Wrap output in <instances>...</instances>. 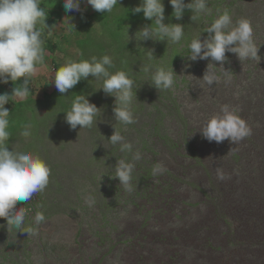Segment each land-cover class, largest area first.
Returning a JSON list of instances; mask_svg holds the SVG:
<instances>
[{
	"label": "rangeland",
	"instance_id": "374dc122",
	"mask_svg": "<svg viewBox=\"0 0 264 264\" xmlns=\"http://www.w3.org/2000/svg\"><path fill=\"white\" fill-rule=\"evenodd\" d=\"M123 1L118 0L112 12L104 13L95 31L74 28V32L67 25L55 24L53 36L46 37V43L54 45L56 51L47 50V66L29 80L36 91L25 100L13 97L5 104L10 113L8 150L40 158L50 167L51 175L45 191L32 199L47 222L35 225V212H29L25 220V227L38 228V235L19 233L0 219V264H264V17L256 24L259 17L253 21L244 12H232L231 18L238 14L253 23L260 61H240L236 54L227 52L222 67L232 73L230 80L219 63L210 58L192 61L189 56L174 63L163 61L159 55L150 72L145 73L143 67L149 62L123 66L119 57L110 53V41L96 35H110L117 31L116 26L121 36L124 27L131 29L135 19L126 8L119 7ZM253 1L256 7H264V0ZM84 3L86 0H80V9ZM228 3L234 4L233 0ZM86 9L95 12L91 6ZM171 16L169 13L167 17ZM67 18L77 26L85 22V17L74 18L73 14ZM104 21L108 26L105 31L100 29ZM179 21L187 31L188 23L183 18ZM191 27L195 28L193 39L199 36L203 42L208 38L200 30V23L194 22ZM70 37L72 42L61 47L63 54L57 47ZM115 38H111L113 43ZM118 39L121 45L129 41L123 36ZM142 40L136 34L132 42ZM89 46L94 50H87ZM80 47L85 51L83 59L79 58ZM126 53L130 60L129 51ZM95 55H108L114 59L116 70L120 67L129 78L136 79L137 90L133 91L137 101L134 98L131 105L136 123L125 126L114 119L115 97L102 89L100 92L103 80L91 75L85 80L95 81L100 98H86L102 109V115L91 128L71 129L66 123L65 114L71 110L66 108L75 96L58 92L50 95L55 90L51 62L57 61L58 71L69 60H89ZM144 58L149 60L147 55ZM209 63L220 82L207 86L202 78ZM157 67L172 68L176 75L172 91L185 107L182 116L173 113L171 103L163 102V96L153 88L151 76ZM12 100L16 101L13 111ZM163 103L161 124L167 129L150 133L156 117L151 118L148 112ZM225 104L236 109L251 128L250 137L233 144L229 140L209 142L201 135L205 123L220 115ZM29 124L31 136L25 138L21 132ZM114 128L132 144V153H122L120 145L108 141ZM136 151L141 159L135 162L134 190L129 193L112 177L117 160L132 162ZM149 163H162L167 171L152 175L147 187L136 185L137 171ZM217 168L225 179H218ZM89 196L95 200L92 206L85 202ZM21 207L28 205L17 204L15 211Z\"/></svg>",
	"mask_w": 264,
	"mask_h": 264
},
{
	"label": "clouds",
	"instance_id": "9594fccd",
	"mask_svg": "<svg viewBox=\"0 0 264 264\" xmlns=\"http://www.w3.org/2000/svg\"><path fill=\"white\" fill-rule=\"evenodd\" d=\"M161 1L168 2L142 0L140 6L131 10L133 14L142 12L145 20L152 21L151 24L143 25L139 33L143 39L156 37L155 40L158 41L167 40V42L179 43L184 36V26L163 23L165 16ZM86 2L84 8L80 9V0H62L58 3L55 0H0V86H2L1 82L6 84L9 81L16 85L13 90L11 86L6 87L9 95L7 93L0 95V219L6 220L7 227L15 228L19 233L29 236L38 235V228L25 227L29 212H35V225L47 222L44 213L35 209L33 205L35 201L32 199L47 188L51 169L38 157L8 150L6 142L10 138L8 131L10 113L5 108V104L9 103V99L13 97L25 100L31 92L36 91L31 87L28 88L29 80L40 69L47 66L44 64L43 47L47 43L46 38L43 40L42 36L52 37L55 24L67 25L70 30L74 31V28L78 29L80 25L72 23L67 18L68 15L73 14L74 18L85 17L86 20L88 15L96 12L110 13L118 4V0H86ZM169 2L173 9L172 16L176 20L182 19L185 9L193 13L190 17L192 21H195L199 14H211L207 0H192L188 4H185L183 0H169ZM89 6L95 11L94 13L87 11L86 8ZM58 11L63 13L59 21L53 15ZM219 11L217 9V12ZM50 18L55 20L51 27L46 24V20ZM206 32L209 36L203 42L198 36L189 44L190 56L188 58L190 60L210 58L211 61L221 65L220 69L228 80L231 79L232 73L225 71L222 67L227 62V52L236 54L240 61L252 59L257 64L259 63V47L254 42V31L250 19L242 17L235 26H232L230 12L224 8L222 14L218 15ZM232 45L235 46L231 47ZM46 49L48 50L47 47ZM145 54L149 59H154L153 50H148ZM37 65L41 66L37 67ZM51 66L50 77L53 78L55 90L50 95L56 92L68 93L82 79H87L91 75L96 80H103L102 87L99 89H102L106 95L115 97L112 109L114 119L125 126L136 123L131 111L133 99L137 101L136 92L133 91L135 81L129 78L125 71L110 73L109 68L114 67L111 57L104 55L97 59L93 56L91 61L81 60L79 62L69 60L64 66L58 67V71L54 62H51ZM212 68H214L213 64L209 63L202 78L207 86L220 82V77L211 71ZM150 70V65L143 67L145 73H149ZM175 77L172 68L165 70L163 67H157L151 76L152 86L161 91L174 89ZM17 81L22 82L17 85ZM11 109L13 111V106ZM220 112V115L212 116L200 131L206 140L216 143L229 140L235 144L251 136V128L236 114V109L225 104L221 106ZM100 115H102V109L90 103L85 95H75L71 110L65 114V120L71 129H76L77 126L80 129L91 128ZM30 129L31 125H26L21 135L25 138L31 136ZM108 141L112 145H120L119 150L122 153H132V144L126 142L125 137L115 128ZM232 150L230 149L228 154ZM140 159L141 155L139 151H136L132 154V162L120 159L115 165V176L112 178L118 179L119 185L129 193L134 190L132 174L135 162ZM166 171L162 163H156L152 167L153 176L162 175ZM216 172L218 179H225L221 169L217 168ZM85 202L92 206L95 200L89 196ZM17 204L28 205V208L21 207L17 212L15 211Z\"/></svg>",
	"mask_w": 264,
	"mask_h": 264
},
{
	"label": "trees",
	"instance_id": "16d2710c",
	"mask_svg": "<svg viewBox=\"0 0 264 264\" xmlns=\"http://www.w3.org/2000/svg\"><path fill=\"white\" fill-rule=\"evenodd\" d=\"M228 1L229 0H207V6H208V8L211 9V14L210 15L199 14L198 18L195 21H192L190 19L191 15H193V13H191L189 10L185 9L182 18L185 20V22L188 23L187 24L188 30L187 31L184 30V32L185 31L186 32L184 33L183 38L181 39V41L179 43H177L178 45L183 44L181 48H179L176 43H172L170 41L167 42V40L158 41V40H155L157 38H154V37H153L154 41H153V39H144L140 42H137L136 44L132 42L133 36H135L136 34H140L139 31L143 25L152 23V21H148V20L144 19L142 12L137 13V14H133L131 11L133 8L140 6L142 1H140L138 3H135V2L133 3L130 0H124L119 5L120 8L121 7L126 8L127 12L130 14L131 18L135 19V20L131 21V29H127L126 27H124V29H123L122 36L127 37L129 39V41L126 42L127 43L126 45L119 44L118 38L122 37V36L120 35L121 29L118 28L117 26H116L117 31L116 32L112 31V33L110 35H107L105 33H98V34L96 33V35L101 39H105V40L110 41L109 45H110V48L112 49V51L110 53L115 54L117 57H119V60L121 61L123 66H128L129 63H131V62H137L138 63V62H141L143 60H145L146 62H149V65L151 66L153 64V61L155 59H157V57L159 55L163 58V61L166 59V60H171L174 63L179 62L183 58L190 56V50H189L188 46L194 37V36H191V35H194L193 30L195 28L191 27V25L194 22L200 23V30L205 32V36H209V33L206 32V29L211 25L212 22H214V20L216 18H218L219 14H222L224 8H227L229 10L230 15H232V12H234V11H237L238 14L244 12V14H247L246 17L252 19L253 21L255 18L257 19V17H259L255 22L256 24H258V20H263L264 7H256L255 2L253 0H233L235 5L229 4ZM183 2L185 4H188V3H191L192 0H183ZM51 3H53V2H51ZM162 4L164 6V16H165L163 23L166 25L176 24L177 20L173 16L167 17L169 13L172 15V12H173V9L171 7L170 2H162ZM217 9H219L220 11L217 12ZM238 14H237V17L232 18V26H235L236 22L240 19ZM53 15L56 16V18H58V21H59L62 19L63 13L61 11H58V12L53 13ZM104 18H105L104 13H98V12H96L95 14H92L90 16H87L84 25L80 26L77 29V31H81L82 28H84V29L86 28L85 31L89 30V32L95 31V25H98V23L101 20H103ZM54 22H55V20L53 18L46 20V24L49 27H51ZM179 22L181 25H185L183 22H181V21H179ZM205 25H207V26H205ZM252 25H253V23H252ZM107 28H108L107 22H105V21L102 22L100 29L105 31ZM254 28H255V26H254ZM189 29H191V30L189 31ZM112 37H118L117 39L116 38L114 39V43L111 41ZM45 38H46V35L42 36L43 40ZM69 41L72 42L71 37L69 39H67L66 41L61 42V44L58 45L57 49L59 48L60 52L64 54V52L61 50V47L63 44H65V45L68 44ZM254 42H258L255 39V37H254ZM166 43L171 44V45L166 46ZM43 47H44L45 53L47 51L46 47L48 48V50H50V51L52 50V52L56 51V50H54L55 49L54 45H48V44L46 45L45 44V46L43 45ZM80 48L82 50V54L79 55V58L83 59V57H86V56H84L85 51H84V48H82V47H80ZM94 48L95 47L89 46V47H87V50L88 49L94 50ZM99 49L100 48H98V50ZM148 50H153L154 59L148 60V59L144 58V56L146 55L145 53ZM126 51H129L130 60H128V58H126L127 57ZM164 55H165V57H164ZM44 56H45V54H44ZM95 57H97V59L101 58V57H98L97 55H95ZM91 58L89 59V61H91ZM79 61H77V62H79ZM113 62H114V59H113ZM55 64L58 65L57 61ZM113 65H114V67L109 68L110 73L114 74L117 71H125L120 67L118 68V70H116L115 63H113ZM136 77L139 78L137 75H136ZM133 80H136V79L133 78ZM21 82L22 81H17V85ZM1 85L2 86H0V95H2L3 93H8L6 87L11 86V90H13V88L16 86L11 81H9L6 84L1 82ZM96 85L97 84L95 83V81L92 78L89 81L82 79L68 93L72 96H75V95L88 96L89 95V96H95L96 98H100V94H98V93H99V90L101 92V89H99V90L95 89ZM28 88L30 89L29 84H28ZM133 90L134 91L137 90L135 86H134ZM156 91H158L159 95L163 96V98H164L162 100L163 102L166 103L168 101L169 103H171V109L170 110L173 113H177V115H179V116H182V114H184V110H185L184 108L185 107L182 106V104H180L177 99H175L174 92L172 91V89H169L168 91L167 90L166 91L156 90ZM92 101H93V99H91V102ZM165 103H163L162 106L156 105L149 110L148 113L150 114V117L151 118L156 117V126L150 127L148 129L150 131V133L159 132L160 130L167 129V128H164L161 124L162 123L161 117L163 116V112H164V108H165L163 106ZM19 104H21V103H19ZM69 104H70L69 108H66V109H71L72 103L69 102ZM14 106H15V102L13 103V109H14ZM168 108H170V107H168ZM96 120H98V117ZM119 132L121 133V131H119ZM103 135L104 134L100 133L98 136L100 138H103L102 137ZM152 135L153 134H151L150 137ZM142 140H147V139H142ZM147 146H148V144L145 145L144 149H146ZM147 165H149V166H147ZM153 165H154L153 163H149V164H145V165L141 166V169L139 171H137V173H136V175H137L136 176V181H137L136 185H143L145 187H147L149 185V183H147V182L150 181L152 178V167H153ZM107 216H109V215L106 214V219H107ZM107 221H108V219H107ZM3 230H5L7 233L11 232V230L7 229V228H3ZM44 251H46V250H44ZM29 263L33 264V262H29Z\"/></svg>",
	"mask_w": 264,
	"mask_h": 264
}]
</instances>
